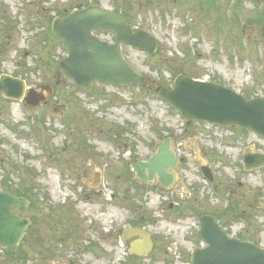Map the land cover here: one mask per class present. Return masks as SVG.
I'll use <instances>...</instances> for the list:
<instances>
[{
  "label": "rangeland",
  "instance_id": "rangeland-1",
  "mask_svg": "<svg viewBox=\"0 0 264 264\" xmlns=\"http://www.w3.org/2000/svg\"><path fill=\"white\" fill-rule=\"evenodd\" d=\"M88 5L120 12L157 38L153 56L124 49L146 84L86 91L59 70L67 51L52 23ZM262 17L264 6L249 0H0V74L54 88L37 107L0 96V190L29 199L19 214L33 221L20 247L0 249V264H191L202 246L199 220L211 211L229 236L264 248V168L243 165L247 148L264 153V139L236 126H188L155 92L186 74L264 98ZM168 137L179 179L162 193L132 166ZM139 227L152 235L153 251L128 259L121 235Z\"/></svg>",
  "mask_w": 264,
  "mask_h": 264
},
{
  "label": "water",
  "instance_id": "water-1",
  "mask_svg": "<svg viewBox=\"0 0 264 264\" xmlns=\"http://www.w3.org/2000/svg\"><path fill=\"white\" fill-rule=\"evenodd\" d=\"M211 2L215 0H210ZM263 4L264 0H251ZM96 32H113L116 43L111 45L99 39ZM52 33L62 41L68 56L61 61L60 70L73 80L77 87L87 91L93 83L114 86L140 85L144 79L124 58L122 45L131 46L154 55L157 40L144 31L133 32L126 19L101 7L91 6L71 14L65 19H56ZM36 90L27 92L26 82L10 75L0 76V95L5 98L37 106L47 100ZM162 99L181 111L186 121L209 122L223 126H239L251 130L264 138V99L248 100L244 96L213 82H202L187 76H179L173 88H158ZM246 171L264 167V154L253 148L245 151ZM177 158L171 150V139L158 148L148 162L133 166L138 179L153 181L156 177L165 188L174 184L177 175ZM210 178L211 174H210ZM30 202L9 192L0 191V246L19 247L31 220L12 213L13 208H29ZM201 237L208 247L197 249L192 255V264H264V249L238 239H230L214 218L201 220ZM138 237L131 244L130 253L139 257L152 251L151 236L141 229H128L125 239Z\"/></svg>",
  "mask_w": 264,
  "mask_h": 264
},
{
  "label": "flooded vegetation",
  "instance_id": "flooded-vegetation-1",
  "mask_svg": "<svg viewBox=\"0 0 264 264\" xmlns=\"http://www.w3.org/2000/svg\"><path fill=\"white\" fill-rule=\"evenodd\" d=\"M196 153H197V152H195L194 154H196ZM178 170H179V167H178ZM205 170H206V173H207V169H205ZM206 181H207V178H206ZM173 188H174V187H173ZM173 188H172V189H173ZM217 211L221 212L220 210H217ZM212 213H213V211L204 214V216H213V217H215L218 221H220L219 217H218L217 215L212 214ZM236 238H240V237H236Z\"/></svg>",
  "mask_w": 264,
  "mask_h": 264
},
{
  "label": "trees",
  "instance_id": "trees-1",
  "mask_svg": "<svg viewBox=\"0 0 264 264\" xmlns=\"http://www.w3.org/2000/svg\"><path fill=\"white\" fill-rule=\"evenodd\" d=\"M258 24L259 23H261L262 25H264V17H262V19H258L257 21H256ZM260 25V24H259ZM164 85V84H163ZM18 195H21V193H17ZM23 194V193H22ZM23 195H25V194H23Z\"/></svg>",
  "mask_w": 264,
  "mask_h": 264
}]
</instances>
